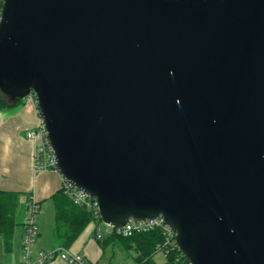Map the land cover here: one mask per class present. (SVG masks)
I'll list each match as a JSON object with an SVG mask.
<instances>
[{
    "label": "water",
    "instance_id": "95a60500",
    "mask_svg": "<svg viewBox=\"0 0 264 264\" xmlns=\"http://www.w3.org/2000/svg\"><path fill=\"white\" fill-rule=\"evenodd\" d=\"M0 89L37 94L106 223L163 216L191 264H264V0H4Z\"/></svg>",
    "mask_w": 264,
    "mask_h": 264
},
{
    "label": "crops",
    "instance_id": "0c3cea01",
    "mask_svg": "<svg viewBox=\"0 0 264 264\" xmlns=\"http://www.w3.org/2000/svg\"><path fill=\"white\" fill-rule=\"evenodd\" d=\"M37 124L38 113L36 108L23 99L10 107L0 108V190L19 192L18 203L20 206L18 205L16 209L15 220L17 221L19 214H24L23 221L16 222L21 227L19 230L16 228V236L14 237L13 243L14 249L10 254L12 255L10 261L14 264H18L20 260L21 245L24 236V222L29 198L34 196L40 206H43V201L46 199L53 200V195L63 186L61 174L55 171L35 173L33 170V142L28 139L27 132L35 128ZM4 169H6L5 174L3 173ZM41 223L39 234L41 231H46L44 222L41 221ZM55 227L56 213L54 229L45 234L46 237L43 241L41 240L40 246L42 248L40 249L51 250L63 245L55 235ZM76 241L75 252L77 251L85 255L88 260L93 262L102 263L101 257L105 254V244L115 246L116 242H119L128 250L119 240H112L105 243L103 240L95 239L94 232L89 235L87 232L80 235L71 246ZM137 255L134 257L135 260ZM60 263L63 264L61 261H54L48 264Z\"/></svg>",
    "mask_w": 264,
    "mask_h": 264
},
{
    "label": "built area",
    "instance_id": "2783aa9c",
    "mask_svg": "<svg viewBox=\"0 0 264 264\" xmlns=\"http://www.w3.org/2000/svg\"><path fill=\"white\" fill-rule=\"evenodd\" d=\"M4 0H0V21L2 19V6ZM23 100L32 104L38 113V124L35 128L27 132V137L33 142V170L35 173L43 171H55L61 174L63 179V190L69 198L77 205L91 212L97 226L94 236L102 239L105 236L120 235L123 237H132L135 234L146 233L153 230H160L163 239L156 245V252L161 251L165 254L178 247L176 240L177 232L166 223L163 216H158L149 220H130L122 226H116L106 223L101 215L100 204L96 196L89 195L74 183L69 181L61 173L58 165V157L50 141L49 132L45 120L39 109V99L37 94L32 91ZM42 213L39 202L34 196H31L27 202V216L24 222V236L21 245V255L18 264H48L52 260L61 258L69 264H102L87 259L83 254H74L69 248L60 245L56 248L46 250H35L37 237L39 236L38 218ZM105 224L103 230L99 223ZM180 249V248H179ZM189 264L191 262L189 261Z\"/></svg>",
    "mask_w": 264,
    "mask_h": 264
},
{
    "label": "trees",
    "instance_id": "16d2710c",
    "mask_svg": "<svg viewBox=\"0 0 264 264\" xmlns=\"http://www.w3.org/2000/svg\"><path fill=\"white\" fill-rule=\"evenodd\" d=\"M22 99H12L0 89V108L10 107ZM20 193L15 191L0 190V236L6 252L13 250L15 236V213ZM56 213L55 235L68 248L81 235L84 229L92 222L93 216L87 209L75 204L64 192L63 188L53 195ZM163 239L160 230L135 234L132 237L110 235L103 242L112 240L121 241L125 247L138 253L137 264H189V259L182 251L175 247L165 257L163 263L154 260L156 245ZM101 240V239H98Z\"/></svg>",
    "mask_w": 264,
    "mask_h": 264
},
{
    "label": "rangeland",
    "instance_id": "374dc122",
    "mask_svg": "<svg viewBox=\"0 0 264 264\" xmlns=\"http://www.w3.org/2000/svg\"><path fill=\"white\" fill-rule=\"evenodd\" d=\"M5 172H6V169H4L3 173L5 174ZM45 202H47L48 204ZM18 205L20 206L19 203H18ZM18 205H17V207H18ZM42 205L43 206H40L42 213L40 214V216L38 218V225H39V229H40V226L42 224L41 221H43L45 224V227H46V231L45 230L41 231L39 236L37 237L35 250H41L40 249V248H42L40 246L41 240L43 241L45 239V237H46L45 234H47V232L49 233L50 230L52 231V229H54V224H55L54 200L46 199L45 201H43ZM18 216L19 217L17 218V221H16L17 223H19V221L20 222L23 221L24 214L22 213V214H19ZM26 216H27V209H26ZM17 223L15 226V236H16V228L19 230V228L21 227V225L17 224ZM99 225L103 230L105 229L104 223L100 222ZM96 226H97V223L94 220H92V222L89 223V225L84 229V231L81 235H83L85 232H87L89 235L90 233L95 231ZM106 237H108V236L103 237L101 240H104ZM51 239H52V237H51ZM95 239H97V238L95 237ZM77 241L75 242V244H73V246H71L69 248V250L74 254H79L77 251L75 252V250H74ZM13 249H14V247H13ZM43 250H45V249H43ZM46 251H49V250H46ZM12 252H13V250L11 252L5 251L4 245H3V239L0 236V264H14L12 261H10V258L12 256L10 254ZM135 255H137L135 250H126L119 242H116L115 246H113L112 244H108V245L105 244V254L102 255L101 260H102V264H137L136 260L134 259ZM154 260L157 263H163L165 260V254L161 251L156 252L154 255ZM54 261L55 262L61 261V262H63V264H69L66 260L61 259V258H57L55 260H52L49 263H53Z\"/></svg>",
    "mask_w": 264,
    "mask_h": 264
}]
</instances>
